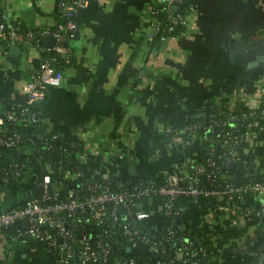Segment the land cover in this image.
<instances>
[{"label": "crops", "instance_id": "1", "mask_svg": "<svg viewBox=\"0 0 264 264\" xmlns=\"http://www.w3.org/2000/svg\"><path fill=\"white\" fill-rule=\"evenodd\" d=\"M155 0H90L79 12L80 29L70 40L71 62L60 85L51 87L40 107L64 138L76 134L88 151L104 160L109 175L163 173L187 166L200 143L185 147L175 129L201 113L232 102H264V0H189L183 32L162 40L152 35ZM9 25L19 29L54 26L59 0H0ZM48 36V35H47ZM45 46H51L45 42ZM0 42V110L4 99L24 98V86L42 59L40 48ZM13 149L8 158L24 154ZM124 157L122 163L118 157ZM49 173L54 186L66 184L55 156H47L31 175ZM26 180L15 185L3 207L22 197ZM159 198L152 203L158 207ZM220 199L192 204L184 224L196 223L214 239L219 252L205 264H264V195L241 200L260 212L227 213ZM240 229L223 238L221 232ZM144 254L142 264H149ZM0 264H51L44 243L0 235Z\"/></svg>", "mask_w": 264, "mask_h": 264}, {"label": "built area", "instance_id": "2", "mask_svg": "<svg viewBox=\"0 0 264 264\" xmlns=\"http://www.w3.org/2000/svg\"><path fill=\"white\" fill-rule=\"evenodd\" d=\"M89 1L59 0L60 21L54 26L42 29H19L9 25L4 16L0 18L1 43L30 44L40 48L42 52L40 63L31 71L25 83L24 98L11 100L8 105L5 104L4 109L0 110V147L19 148L24 132H20L15 123L21 122L23 130L27 129L30 123L40 121L49 123L47 115H41L39 108L32 107L40 105L51 87L62 83L64 69L58 67V62L60 59L67 64L71 62L73 48L70 40L78 35L80 24L77 18L80 10L85 8ZM185 1L155 0L150 8L154 37L164 40L171 35L175 24L186 25L187 13H178L180 5ZM162 4L167 7L164 18L158 15ZM175 6H178V9H175ZM47 35L55 38V43L51 46L42 43L43 37ZM236 102L229 104L228 109L231 110ZM244 102L247 103L249 110L243 112L242 117L230 115V120H242V123L235 124L226 132L222 130H214L212 134L198 132L201 127L212 129L217 125L228 124L227 117L222 118L216 114H212L206 124L195 121L186 124L183 128H176V132H187V136L183 139L186 147L197 140L200 145L209 144L211 152L205 160L196 161V158H193L187 166L172 167L160 183L149 180L117 189L108 182L107 179L112 180L110 175L104 176L98 170L102 175L100 179L91 178L84 190L74 192L75 179L82 176L83 171L61 165V157L58 158L62 178L66 184L56 187L52 183L51 175L44 174L40 181H36V186H42L43 190L40 193L31 195L21 204L0 210V235L20 240H26L29 236L38 238L44 243L45 252L55 257V264H90L92 261L105 264L112 244L116 240L114 230L106 227L92 232L84 223L86 220L117 223L133 245L138 240L149 244L145 252L150 253L148 256L150 259L156 255L160 246H164L165 240H176V229L169 225L166 235L161 234L156 237L142 232L138 223L144 221L154 229L161 230L165 224L164 214L174 215V219L179 221L180 216L173 209L174 200L179 195L193 197L195 204L198 205H202L199 203L200 197L218 198L220 203L215 205V211L224 206L227 208V213L233 212L237 216L241 214L260 216L259 211L243 205L241 200L246 195H264V160L260 161V158L264 157V136H262L264 105L254 99ZM200 114H205L204 108ZM244 118L248 119L244 120ZM242 140L246 142L243 153L237 149ZM215 141L221 143L219 150L216 149ZM49 145L45 147L46 150ZM89 152L98 154L97 150L85 149L79 153L80 158L86 160ZM247 153L254 158L252 160L246 158ZM5 160H9L8 169L11 170V175L4 176L5 186H9L12 180H18L19 170L23 164L20 165L17 158ZM233 162L236 166L239 163L246 169L247 179L239 178L240 176L228 169ZM221 166L226 169L220 171ZM256 167H258L257 173L254 172ZM2 169L8 171L0 165V171ZM65 185L70 188L64 196H61L60 191ZM5 186L0 187V205L7 193ZM156 197L160 200L158 207L152 203V199ZM121 217L126 220L121 222ZM24 220H27L28 227L23 225ZM14 226H16L14 234L9 235L4 231ZM186 240L187 242L176 250V259H181L183 263L190 256L196 255L200 249L202 250L201 247H194L193 240ZM163 250L165 251L164 248ZM118 262L135 264L136 260L134 257H121Z\"/></svg>", "mask_w": 264, "mask_h": 264}, {"label": "trees", "instance_id": "3", "mask_svg": "<svg viewBox=\"0 0 264 264\" xmlns=\"http://www.w3.org/2000/svg\"><path fill=\"white\" fill-rule=\"evenodd\" d=\"M189 0H186L184 4H181L178 13L185 14L187 12ZM160 11L158 13L159 17L164 18L167 12L166 5L162 4L160 6ZM0 18H3V15L0 10ZM79 20V17L77 18ZM168 22V21H167ZM170 22V21H169ZM185 29V25L182 23L175 24L173 26L172 34H179L183 32ZM67 65V62L60 59L58 62V67L64 68ZM12 99H4V103L8 105ZM264 105V102H261ZM33 109H40V114H48L43 110L40 105L32 107ZM31 108V110H32ZM229 106L224 104L219 107V109H211L209 107H204L205 114H199L189 120L185 121L184 123L177 126L178 129L183 128L186 124H190L191 122L199 121L203 122L204 124L209 122L210 116L212 114H216V116L226 118L229 120L228 124L226 125H217L214 126L212 129H208L207 127H201L198 129L200 133H208L212 134L215 130H222L226 132L228 129L240 123L242 120H230V115H235L238 117H242L243 112H247L249 107L247 103L244 101L236 102L234 107L230 110L228 109ZM203 124V125H204ZM18 127L20 132H24L23 134V141L19 143V148H23L25 150L24 154L20 157H17L19 164L23 166L19 170L18 180H12L9 183V186H5L4 176L11 175L10 174V167L8 165L9 160H5L8 158L9 153L13 150L12 148L0 147V165L4 167V169L8 170L7 172L3 169L0 171V187L5 186L6 188V196L14 189L15 185H19V182L26 180L28 185H26L22 191V197L20 199H15L11 202L10 205L7 207H3L2 204L0 205V210L9 208L11 206H15L21 204L23 200L27 199L33 194L34 186H36V181L32 180L30 177L33 174L35 168L40 165L41 161L45 159L47 156H55L58 158L61 157V165L73 168V169H80L83 171V175L75 179V185L73 187L74 192H79L84 190V188L88 185L91 178L100 179L102 175L98 172V170L103 166L104 160L100 154H93L88 153L86 160H82L79 156L80 152L85 150L83 141L76 135L73 134L69 138H64L61 136V133L53 128L47 121H40L39 123H30L27 129L23 130L21 122L15 123ZM177 134L181 135L184 139L187 136V132H176ZM264 136V133L262 134ZM50 144V145H49ZM216 149L219 150L221 143L219 141H215ZM49 147L46 150V153L43 154L42 149L46 146ZM185 146V145H184ZM246 146V142L244 140L240 141V144L237 146V149L243 153L244 147ZM186 147V146H185ZM210 145L206 143H202L199 148V156L196 158V161L205 160L206 157L210 154ZM246 158L252 160L254 157L253 155L247 153L245 155ZM122 157L117 158L118 163H122ZM264 160L262 156L260 161ZM226 167L221 166L220 171H224ZM233 174H236L239 178L247 179V175H245L246 169L242 167L241 164L235 165V167L228 168ZM169 171V170H168ZM167 171V172H168ZM163 173L161 171H155L152 174H136V175H119L117 179L108 180L112 187L117 189H122L123 187L133 186L134 184H138L140 182H147L149 180H155L156 182L160 183L163 181L164 175L167 173ZM255 172V171H254ZM257 173V172H255ZM254 174V173H253ZM257 177V174H255ZM69 186H66L60 191V195L64 196ZM26 192H30V195L27 196ZM5 196V197H6ZM247 196V195H246ZM211 198H204L200 197V204L207 203ZM192 204H195L193 197L189 195H179L174 200L173 209L177 211L179 217V221L174 219V215L163 216L165 224L164 228L161 230L154 229L150 224L144 221H140L139 227L142 232L149 234L150 236L159 237L161 234L166 235L168 232L169 225L176 229V240H165L163 248L160 246L156 255L150 259H148L149 264H205L212 256L216 255L219 252V247L214 241L213 238L209 236L207 232L196 223L192 224H184L182 221V213L185 208L190 207ZM126 218H120V221H124ZM84 223L89 226V230L92 232H96L98 230H103L104 228H112L113 234L115 235L116 240L112 244L111 251L108 254V259L105 261V264H120L118 261L121 257H134L136 260L135 264H142V257L145 254V251L148 249L149 244L138 240L135 245H133L132 241H129L127 237L122 233L121 229L118 227L117 223H98L94 220H86ZM16 226L10 227L8 229H4L6 233L9 235L14 234ZM241 233V230L238 229H228L223 230L221 232V236L223 238H230L233 236H237ZM97 233H94L96 235ZM186 239L193 240L194 247H201L198 253L194 256H190L188 260L183 263L181 259H176V250L182 246L183 243L187 242ZM49 257L50 263L55 264V257L50 254L46 253ZM90 264H97L95 261L90 262ZM128 264V263H126Z\"/></svg>", "mask_w": 264, "mask_h": 264}, {"label": "water", "instance_id": "4", "mask_svg": "<svg viewBox=\"0 0 264 264\" xmlns=\"http://www.w3.org/2000/svg\"><path fill=\"white\" fill-rule=\"evenodd\" d=\"M175 9H178V6H175ZM45 42L48 43L49 45H53L55 43V38L52 35H48V36L45 37ZM11 48L14 49V50L19 51V45H17V44L16 45H12ZM247 119L248 118H244V120H247ZM42 152H43V154L46 153V148L45 147L42 149ZM231 167H233V168L235 167V162H233L231 164ZM254 170H255V172H257L258 167L254 168ZM110 179H117V175L116 174L110 175ZM42 190L43 189H42V186L41 185L34 186V188H33V192L34 193H40ZM26 195L29 196L30 195V192H26ZM121 210L123 211V208H121ZM23 225L25 227H28L27 220H24L23 221Z\"/></svg>", "mask_w": 264, "mask_h": 264}]
</instances>
